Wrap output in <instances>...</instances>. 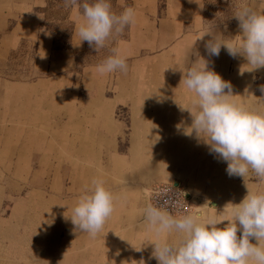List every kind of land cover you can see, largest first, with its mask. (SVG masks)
<instances>
[{"label": "crops", "instance_id": "crops-1", "mask_svg": "<svg viewBox=\"0 0 264 264\" xmlns=\"http://www.w3.org/2000/svg\"><path fill=\"white\" fill-rule=\"evenodd\" d=\"M205 1L131 0L123 6V0H112L119 14L132 7L136 16L125 36H113L103 47L109 48L108 57L119 54L126 59L127 73L104 75L96 70L103 61L78 58L90 46L80 42L77 28L83 17L74 7L63 19L69 27L66 43L55 46L54 33L43 27L47 0L0 5V66L12 52L32 48L26 78L0 77V136H6L5 156L8 151L15 156L0 159V166L17 167L20 180L26 182L39 181L50 172L58 189L66 184L69 214L92 179H103L119 199L95 238L83 234L84 240L95 241L94 246L115 230L118 245L124 243L147 263L158 264L152 258L156 237L143 210L152 186L178 184V177L188 174L186 168L195 165L191 138L196 136L188 134L195 94L181 79L185 68L200 66L201 58L213 71V60L199 47L209 29L214 33L205 25ZM206 157L199 164L205 174L198 172L209 192L202 193L198 183L188 182L186 187L218 205L228 188L224 182L220 197L210 191L214 156ZM212 215L208 212L206 217ZM179 236L173 232L167 239L174 243Z\"/></svg>", "mask_w": 264, "mask_h": 264}, {"label": "clouds", "instance_id": "clouds-1", "mask_svg": "<svg viewBox=\"0 0 264 264\" xmlns=\"http://www.w3.org/2000/svg\"><path fill=\"white\" fill-rule=\"evenodd\" d=\"M64 5L74 7L83 17L77 28L80 42H87L96 51L135 23L132 7L117 15L111 10L110 0H95L92 4L87 0H64ZM234 17L242 32L239 42L225 43L222 36L209 29L203 35L211 37L204 44L206 54L218 57L223 47L234 58L244 56L253 70L264 68V13L244 6ZM199 60L200 66L185 68L181 79L189 92L195 94L192 109L188 110L192 117L188 134L195 133L211 153L227 162L229 176L244 178L251 172L264 182V114L230 102L229 97L233 96L230 82L209 70L208 61ZM96 70L101 75L117 70L127 73L128 65L124 57L114 54ZM260 91L264 93V85ZM104 184L103 179H92L72 209V224L91 238L102 231L119 199ZM173 204L166 199L159 206L149 203L143 210V219L156 237L152 258L158 264H264L261 244L264 242V193H248L240 204H229L231 221L224 228L217 227L215 217L204 222H200L199 215L176 218L168 211ZM173 232L180 236L170 243L167 236ZM250 239L258 241V246L250 243ZM138 264L145 261L141 259Z\"/></svg>", "mask_w": 264, "mask_h": 264}, {"label": "rangeland", "instance_id": "rangeland-1", "mask_svg": "<svg viewBox=\"0 0 264 264\" xmlns=\"http://www.w3.org/2000/svg\"><path fill=\"white\" fill-rule=\"evenodd\" d=\"M2 1L0 0L2 7L6 3L9 5V0H5V3ZM50 1L49 7L47 5L44 10L43 27L54 33L55 46H62L65 45L69 33V27L63 19L70 7H65L64 2L59 4L56 0ZM91 1L95 2V0ZM110 3L112 12L119 15V9L115 8L112 0ZM130 3L131 0H123V6H128ZM244 6L252 7L258 13H264V0H206L205 25L213 28L214 34L222 36L225 43H238L242 32L234 15ZM123 36L125 31L118 37ZM210 38L207 36L203 40V44L199 46L201 50L205 51L204 44ZM22 46L25 48L24 44ZM89 48V51L78 57L81 62L104 61L109 56V48H101L98 51L94 47ZM27 49H24V53L21 48L9 55L7 61L0 66V77L15 79L27 77L25 69L32 48ZM209 58L214 63L213 71L232 85L233 96L229 97V101L236 104L240 102V105L248 110L264 114V93L260 91V86L264 85V68L253 70L247 65L244 56L238 55L234 58L223 47L218 57ZM5 137L0 136L1 160L15 158L14 151L12 156L9 151H6L8 155L5 156L3 142ZM7 137L19 138V136ZM191 139V158L195 160V165L186 168L188 174L178 177V184L177 182L163 183L174 184L181 194H184L182 195L185 203L184 210L171 215H197L196 213L200 212V221L204 222L205 218H208L206 217L208 212H212V217H215L217 221V227L224 228L227 221H231V205L229 204H240L248 193H264V182L251 172L244 178L229 176L226 172L227 162L217 154L211 153L209 146L203 140L197 137ZM17 146L19 147V143ZM207 153L214 156L210 191L216 192L219 196L224 182L228 188L226 199L218 200V205L215 201H211L214 199L210 200L202 194L204 192L207 194L209 187L205 185V178H199L198 170H203L199 164L203 158H207ZM186 155L189 157V154ZM181 168L184 169L183 166ZM205 171L206 168L203 170L204 174ZM28 175L31 173L28 172ZM188 182L198 183L203 192H190L186 187ZM218 186L221 189H217ZM199 187H196L198 191ZM216 205L220 208H216ZM68 206L66 184L58 189L51 179L50 172L40 176L39 181L26 182L20 180L17 167L0 166V264H138L141 259L145 261V264H150L144 257L132 253V250L128 249L129 246L124 243L118 245L117 235L112 234L115 230L109 232L107 238L101 241V245L94 246L93 239L84 240V233L72 224V214L68 213ZM222 216H225V219ZM237 235L239 237L240 233L238 232ZM250 243L258 246V241L255 239H250ZM261 244L264 245V242Z\"/></svg>", "mask_w": 264, "mask_h": 264}, {"label": "built area", "instance_id": "built-area-1", "mask_svg": "<svg viewBox=\"0 0 264 264\" xmlns=\"http://www.w3.org/2000/svg\"><path fill=\"white\" fill-rule=\"evenodd\" d=\"M184 194L174 184H158L149 190V201L154 206H159L166 199L174 202L173 206L168 208L170 214L180 213L184 210Z\"/></svg>", "mask_w": 264, "mask_h": 264}, {"label": "trees", "instance_id": "trees-1", "mask_svg": "<svg viewBox=\"0 0 264 264\" xmlns=\"http://www.w3.org/2000/svg\"><path fill=\"white\" fill-rule=\"evenodd\" d=\"M48 1V6L47 7H49V5H50V3H51V1L50 0H47ZM56 2L57 3H62V2H64V0H56ZM81 2H84V0H81ZM87 2L89 3V4H92V3H94V1H91V0H87ZM69 8V7H68ZM62 46H64V45H62Z\"/></svg>", "mask_w": 264, "mask_h": 264}]
</instances>
